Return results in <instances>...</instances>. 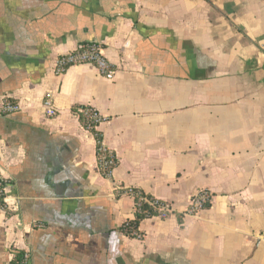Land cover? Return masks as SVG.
I'll return each mask as SVG.
<instances>
[{
  "label": "crops",
  "instance_id": "1",
  "mask_svg": "<svg viewBox=\"0 0 264 264\" xmlns=\"http://www.w3.org/2000/svg\"><path fill=\"white\" fill-rule=\"evenodd\" d=\"M95 44L113 67L57 75ZM58 110L49 117L44 99ZM0 264H264V0H0ZM115 153L110 177L74 113ZM136 189L172 204L129 237ZM204 190L209 208L186 215Z\"/></svg>",
  "mask_w": 264,
  "mask_h": 264
},
{
  "label": "built area",
  "instance_id": "2",
  "mask_svg": "<svg viewBox=\"0 0 264 264\" xmlns=\"http://www.w3.org/2000/svg\"><path fill=\"white\" fill-rule=\"evenodd\" d=\"M83 64L93 65L104 77H111L114 73L113 67L104 55L102 47L95 44L87 46L80 45L74 51L61 56L55 66V72L57 75H62L69 68ZM43 107L49 117L53 118L57 116L58 110L51 97L47 96L44 99ZM17 111H19V106L8 100L3 101L0 105V112L3 114H11ZM78 112V114H83L88 121L96 125H100L104 122L102 116L92 108H80L78 109ZM116 161L117 157L115 153L102 145L99 152V166L105 171L107 177L111 176ZM4 190V182L0 179V196L4 193ZM120 192L123 195L130 196L134 199L135 217L136 215L144 212V210H142V205L144 203H148L155 211V215L153 216L145 213L147 219L156 218L159 220H167L175 213L172 204L169 202L161 201L159 199L148 200L146 198H139L134 189H121ZM209 204H211V197L209 193L201 190L191 199L189 207L184 213L189 216H195L205 210ZM132 237L137 239L143 238L142 234L138 230L133 232ZM23 258L24 259L20 264H26L27 256L24 255Z\"/></svg>",
  "mask_w": 264,
  "mask_h": 264
},
{
  "label": "trees",
  "instance_id": "3",
  "mask_svg": "<svg viewBox=\"0 0 264 264\" xmlns=\"http://www.w3.org/2000/svg\"><path fill=\"white\" fill-rule=\"evenodd\" d=\"M87 45H91V44H85L84 46H87ZM82 108H85V107H82ZM78 109H80V108L75 109V110H74V113L77 115V117H79V120L81 121V123L83 124V126H84L87 130H89L90 132H92L93 135L95 136V139H96V141H97V156H98V161H99V152H100V149H101V147H102V142H103V141H102V135H101V133H99V132L97 131V127H98L99 125H96V124L91 123L90 121H88V120L85 118V116H84L83 114H78V113H79V112H78ZM117 166H118V160L115 162V166H114L113 169H115ZM99 169H100V171H101V174H102L103 176L107 177V175L105 174V171H104L100 166H99ZM109 177H110V176H109ZM134 190H135V192L138 194L139 198H146V199H148V200H154V199H155V198H153V197H150V196L144 194V193L141 192V191H138V190H136V189H134ZM0 202H1V205H3V194L0 196ZM210 205H211V204H209V205L207 206V208H209ZM207 208H206V209H207ZM142 210H144L143 213L136 215V217H135V219H134L133 221L127 222V223H125L124 226H123V230H124V232H125L129 237H132L133 232L136 231V230H138L139 223H140L141 221L147 219L145 213L149 214L150 216L155 215V211L149 206L148 203H144V204L142 205ZM23 257H24L23 254H21V253H17V254L14 256V258L10 261L9 264H20V263L22 262V260L24 259Z\"/></svg>",
  "mask_w": 264,
  "mask_h": 264
}]
</instances>
